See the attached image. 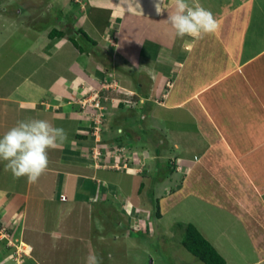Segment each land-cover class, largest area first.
Returning a JSON list of instances; mask_svg holds the SVG:
<instances>
[{
	"label": "crops",
	"instance_id": "0c3cea01",
	"mask_svg": "<svg viewBox=\"0 0 264 264\" xmlns=\"http://www.w3.org/2000/svg\"><path fill=\"white\" fill-rule=\"evenodd\" d=\"M84 1L86 15L80 18L81 26L97 41L93 33H98V26L87 11L90 4L97 7L99 0ZM107 1L108 9L120 15L115 17V37L109 36L110 32L106 30H99L102 38L112 39V47L116 51L114 57H111L114 60L110 65L113 67L114 64L112 69L123 65L138 69L143 82L139 81L136 88H132L134 98L139 97L143 101L154 98L158 101L155 97L162 96L164 100L159 101L162 106L181 113L178 121L185 120L186 117L196 121V133L191 134L194 143L186 146L194 154V158L182 157L187 164L184 162L186 172L180 171L183 173V183L178 185L176 195L174 194L176 206L180 202L187 204L190 200L194 209V206L205 203V206L221 209L228 220L237 219L240 230L243 226L248 237H231L225 234L224 239L219 235L214 239L206 238L228 264H264V6L259 2L264 0H199L204 8L212 12L219 24L214 33L204 35L199 40L178 38L166 22L168 11L173 10V0H163L165 10L159 15L155 11L156 0ZM188 2L191 4L193 0ZM6 3V0H0L2 16L5 10L8 11L3 7L8 5ZM126 18L130 29L137 31L139 37L141 34V43L130 40L127 33L124 34L122 21ZM13 20L8 21L17 28ZM137 25L142 28V32L135 28ZM257 31L259 34H256ZM40 36L35 37L38 43L34 47L35 56L41 58V65L55 61L56 54L60 61L61 54L66 53L64 46L69 45L77 55L86 59L92 56L91 53L81 52L68 38L60 37L56 42L55 38L49 36L46 39L43 36V40L39 42ZM8 44L12 47L11 42ZM17 44L19 43H15L14 48ZM47 48L49 52H45ZM119 50L126 51L127 55ZM4 55L5 53L0 52V56L4 57L0 59V136L3 135V130L15 126L17 121L41 119L40 113L49 117L50 112H53L55 119L69 120L65 114L69 113L70 116L71 112L60 111L61 116L56 115V109L51 107V103L59 109L71 107L75 89L82 88L80 81L94 83L96 87L104 82L100 74L104 72L98 61L97 78H93L92 82L89 79L95 71L88 74L83 67V72L81 69L73 72L74 77H58V92L54 91L52 83L48 88H43L39 85L38 78L22 75L9 77L11 82L8 83H12L14 89L7 92L9 86L5 79L7 75L3 73L7 72L3 66ZM71 63L67 68L72 66ZM69 90L71 93L68 95ZM77 94L80 95V92ZM25 112L30 113V118L24 116ZM70 120L77 121L78 129L86 126L85 118L71 117ZM73 129L74 126L72 129H65L71 130L70 133L67 131L68 139L62 145V153L67 159L78 151L81 153L85 147L84 144L79 146V141L82 142L83 139L76 138L78 141H73ZM174 146L178 147V136ZM76 161L57 168L49 162L46 172L50 173H43L36 182L39 187L38 197L39 194H45L44 188L50 185L48 195L52 198L54 195L56 198L57 194V197L63 196L60 197L63 201L71 199L74 203H89L87 197L92 192L96 193L92 189L93 183L89 185V182H99L101 176L94 174L96 170L93 174L81 170L85 167L76 164ZM6 163L0 160V227H7L11 237L8 235L0 238V242L7 241L5 246H0V264H21L16 261L20 260L18 255L23 256L22 252L28 258L26 264H46L37 258L40 251L36 246L42 244V251L49 250L54 245L53 241L51 238L41 240L42 236L33 238L28 233L40 234L45 230L41 229L43 225H38V222L32 223L36 225L31 226V229L27 225L29 201L35 183H28L26 177L14 178L5 169ZM172 190L170 187V194L174 193ZM134 209L140 213L141 206L137 204ZM190 223L200 230L197 221L190 220Z\"/></svg>",
	"mask_w": 264,
	"mask_h": 264
},
{
	"label": "rangeland",
	"instance_id": "374dc122",
	"mask_svg": "<svg viewBox=\"0 0 264 264\" xmlns=\"http://www.w3.org/2000/svg\"><path fill=\"white\" fill-rule=\"evenodd\" d=\"M6 1L8 5L3 7L8 11L5 10L4 15H0L2 20L0 52L6 55H4L3 66L7 72L3 73L7 75L5 77L6 84L9 86L7 92L14 89L12 83H8V81L11 82L9 77L12 78V76L36 77L40 86L48 88V85L52 83L54 91L58 92L60 88L56 81L58 77H74L73 72H79L80 69L83 72V67L88 74L90 71L96 72L98 61L104 72H100L104 80L100 87H96L94 83L88 84L87 81L79 82L83 89H75L71 98V107L59 109L51 103V107L54 106L52 108L56 109L54 111L56 115L60 111L71 112L70 116L69 113L65 114L66 119L69 120L55 119L52 116L53 112H50L49 117L45 113L38 114L41 119L48 120L54 127L64 129L71 127L72 129L74 126V133L71 134L73 141L83 139V143L79 141V146L82 147V144L85 146L81 153L78 151L73 154L70 160L62 153L63 146L59 150L50 149L48 151L50 164L57 168L77 160L76 164L85 167L81 170L90 174L96 170L94 174L101 176V180H99L100 184L97 181L89 182V185L93 183L92 189L96 193L92 192L87 197L89 199L87 204L74 203L71 199L63 201L60 198L63 196L57 197V194L56 198L55 195L52 198L48 195L50 185L44 188L45 194H39L38 197L39 187L35 183L36 187H33L29 201L27 225H29L28 229H31V226L36 225L32 223L38 222V225H43L41 229L45 230L40 234L30 233V231L28 233L33 235V238L42 236L41 240L51 238L54 244L51 249H45L46 251H42V244L37 245L36 248L40 251L37 258L46 264H85L87 255L95 252L101 258L102 264H205L182 244L185 230L184 226H179V223H189L190 220L197 221L200 231L204 232V236L209 239H214L218 235L224 239L225 234L231 237H248L243 226L240 230L237 219L228 220L224 212L217 207L211 208L201 203L200 206L193 205V209L190 200L187 204L180 202L176 206L174 194L177 192L178 185L183 183V173L180 171L186 172L184 165L186 161H183L182 157L194 158V154L186 149V146L194 143L191 134L196 133V121L194 118L187 117L185 120L178 121L181 113L162 106L159 103L164 100L162 96L155 97L158 101L154 98H147L146 101L138 97L134 98L132 88H136L139 81L143 82L142 74L138 69L126 65L112 69L114 64L113 67L110 66L113 60L111 57H114L116 51L112 47L110 38L116 36L115 17L119 14L108 9L109 1L99 0L97 7H92L90 4L87 13L90 14L98 29L110 32L111 37L106 39V35H103L106 38H102L97 30L98 33H93L97 41L91 45L92 43L85 40L80 33L76 34L79 43L88 47L89 52L86 51L85 54H92V56L89 55V59L75 54L69 45L64 46L66 53L61 54L60 61L56 54L55 61L44 62L43 65H41V58L35 56L34 46L38 43L35 37L42 34L38 39L39 42L43 40V36L46 39L50 38L49 32L54 28L66 31L62 38L73 37V32L82 28L81 19L83 15H86L84 14L86 2L84 0ZM259 2L264 6V1ZM11 19H14L13 24H16L17 28L10 25L8 20ZM128 21L127 18L122 21L124 34L127 33L126 36L130 40L141 43V34L139 37L136 34L137 31H132ZM90 27L92 28V25ZM135 28L142 32L140 26L137 25ZM258 32L256 34H259ZM59 38L56 36L55 41L57 42ZM8 42H11L12 47ZM15 43L19 44L14 48ZM71 43H73L72 40ZM45 52H49V48ZM125 53L127 55L126 51L122 54ZM75 55H77L76 58ZM3 58L0 56L1 60ZM70 62L72 66L67 68ZM95 72L89 79L91 82L93 78H97V72ZM23 77L20 79L22 80ZM78 92L80 95L77 94ZM70 93V90L67 91L68 95ZM121 103L124 105L122 106ZM28 114L30 113H24L27 119L30 118ZM33 115L36 116L34 113ZM71 117L85 118L86 126L78 129L77 121L72 122ZM9 129L3 130V134ZM80 135H86V137L83 138ZM176 135L178 147L174 146ZM132 144L138 145L133 147ZM127 161H131L132 164ZM126 163H128L127 167L124 166ZM41 177L42 175L39 179ZM167 177L168 179H165ZM141 181L147 185V191L145 190L144 194L137 192ZM170 187L174 191L173 194H170ZM153 194V199H161V218L156 216L153 219L149 218V209L142 208L146 205L152 206ZM137 204L142 205L138 214L134 209ZM175 206L176 208H173ZM3 234L0 238L8 237V235L11 237L8 230H5ZM6 244V240L0 242V246ZM22 254V257L18 255L17 258L20 260L16 259V263L26 264L28 258H25L23 252Z\"/></svg>",
	"mask_w": 264,
	"mask_h": 264
},
{
	"label": "clouds",
	"instance_id": "9594fccd",
	"mask_svg": "<svg viewBox=\"0 0 264 264\" xmlns=\"http://www.w3.org/2000/svg\"><path fill=\"white\" fill-rule=\"evenodd\" d=\"M172 7L166 22L178 38L199 40L219 27L212 12L204 8L199 0H193L191 4L188 0H173ZM164 10L163 0H156V13L159 15ZM67 139L65 129L54 127L48 120H20L0 136V160L7 162L5 169L14 178L26 177L28 183H36L47 170L48 151L62 147ZM135 213L138 214L137 211ZM85 264H102V260L95 252H90Z\"/></svg>",
	"mask_w": 264,
	"mask_h": 264
},
{
	"label": "trees",
	"instance_id": "16d2710c",
	"mask_svg": "<svg viewBox=\"0 0 264 264\" xmlns=\"http://www.w3.org/2000/svg\"><path fill=\"white\" fill-rule=\"evenodd\" d=\"M65 30L63 29H57L54 28L49 32V36L51 38H55L56 36L62 37L65 36ZM73 37L70 36V40L75 44V46L81 51V52H89L88 47L86 48L84 45L79 43L77 40L76 34L80 33L85 40L90 41L93 45L96 43V40L93 39L84 29L80 28L78 30H75L73 32ZM80 35V36H81ZM139 99V97H138ZM123 106L124 103H121ZM81 137H86V135H80ZM138 144H132L131 146H136ZM157 154H159L157 152ZM159 161V159H158ZM170 161V160H169ZM158 163V162H157ZM158 167V166H157ZM170 174V173H169ZM147 185L145 182L141 181L138 189V194H144L143 192H146ZM146 190V191H145ZM155 194V192H154ZM154 194L152 195L151 202L152 206L148 207L146 205L142 206L144 209H149V218L153 219L155 216L157 218L162 217L161 213V206H160V200L159 198L153 199ZM155 217V218H156ZM180 227L184 226L185 230V236L182 241V244L195 256H197L200 260L205 262V264H228L226 259L220 254V252L214 247V245L201 233V231L197 228L196 225L193 223H179Z\"/></svg>",
	"mask_w": 264,
	"mask_h": 264
},
{
	"label": "built area",
	"instance_id": "2783aa9c",
	"mask_svg": "<svg viewBox=\"0 0 264 264\" xmlns=\"http://www.w3.org/2000/svg\"><path fill=\"white\" fill-rule=\"evenodd\" d=\"M128 163H131V161H127ZM128 163H126L124 166L125 167H127L126 165H128ZM117 166H119V165H117ZM5 230H7V229H5V227H2V229H0V237L2 236V234H3V232L5 231ZM3 235H5V234H3Z\"/></svg>",
	"mask_w": 264,
	"mask_h": 264
}]
</instances>
